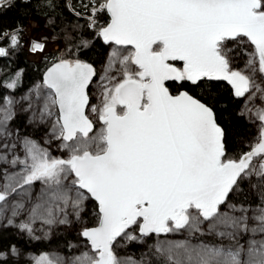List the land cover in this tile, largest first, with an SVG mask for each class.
<instances>
[{"label": "snow or ice", "instance_id": "6c2138e0", "mask_svg": "<svg viewBox=\"0 0 264 264\" xmlns=\"http://www.w3.org/2000/svg\"><path fill=\"white\" fill-rule=\"evenodd\" d=\"M61 7L86 25L62 33L27 94L0 96V264L23 254L3 243L9 228L39 240V223L48 238L93 201L95 226L78 232L84 250L68 242L73 254L41 252L27 264H264V0H81L84 11L69 0H0V58L27 32L4 22L7 11L23 8L55 30ZM50 39L30 37L28 51L45 53ZM96 42L108 48L99 74L80 58ZM245 42L253 51L234 67L232 45ZM23 71L0 86L14 92ZM220 81L244 100L237 115L256 123L247 150L244 140L229 150ZM20 115L24 128L45 129L41 139L14 124ZM54 141L65 156L52 154ZM177 233L184 238H160ZM131 244L146 251L118 255Z\"/></svg>", "mask_w": 264, "mask_h": 264}, {"label": "trees", "instance_id": "16d2710c", "mask_svg": "<svg viewBox=\"0 0 264 264\" xmlns=\"http://www.w3.org/2000/svg\"><path fill=\"white\" fill-rule=\"evenodd\" d=\"M81 0H73L74 7L77 11H84L81 7ZM61 0H57V3H60ZM23 8L20 11H17L13 8L10 11H7L6 15H4L3 19L6 24H23L26 25L30 22L29 29L33 31V28L39 25V30L35 32H43L45 35L50 37L51 33L45 27H43L42 17H36L35 15L29 16L25 18L23 13ZM57 15H59V20L57 21V27L55 30L49 28L53 37L56 39H61L63 41L62 33L71 29L74 25H86L87 21L84 18H78L74 16L71 12H68L66 8L61 7L57 10ZM106 19V16L103 14L100 15V22L103 23ZM77 31H83L86 35L89 33L87 29H78ZM58 46L56 47L57 51ZM108 48L104 46L100 42H96L94 46L90 49H82L81 59L88 60L89 62H93L95 67L97 68L99 74V68L103 66L104 60L107 56ZM53 54V53H52ZM51 53H43V54H31L27 52V49L23 43L21 49L17 50L12 56L8 58H0V77H3L5 74L14 73L18 69H23V77L22 82L19 87L13 92L12 90H8L0 86V96L5 94H14L19 95L23 93L26 89L30 88L37 81H42L43 73L46 67L49 65L48 60H41L45 55H52ZM28 55L31 59L41 60L39 62L32 61L28 58ZM245 65V62L241 60L238 63H234V67L242 68ZM97 78V77H95ZM218 86V92L214 93L218 98L216 100L217 104V115L220 118L221 122L224 123L229 131V150L230 152H235L241 150L240 141L246 140L247 138L256 134L257 128L256 123L251 122L247 116L241 118L237 115L243 107L244 100L243 99H235L232 96L231 87L225 82H215ZM91 93V91L89 90ZM91 95V94H90ZM92 101V97H91ZM14 123L16 125L22 126V130L25 132L28 131H40V127H27L24 128L23 125L26 123V116L20 115ZM242 150H247V147L244 145ZM95 202H91V205L88 208H92ZM88 218V217H87ZM89 221V220H88ZM90 222V221H89ZM89 225H92L90 222ZM79 227L73 225L72 227L59 226L53 231V234L46 239L35 240L32 238L26 237V234H21L19 232H12L7 230L4 232V240L3 243L6 245L8 243H16L17 246L23 247L26 250L36 249V250H48L55 246H61L67 249V243L73 241H80L82 237H78ZM156 237H152L147 240V244L151 245L155 242ZM146 251L145 245H136L131 244L128 246H120L117 248V253L120 255H125L127 253H134L139 255L140 252Z\"/></svg>", "mask_w": 264, "mask_h": 264}, {"label": "rangeland", "instance_id": "374dc122", "mask_svg": "<svg viewBox=\"0 0 264 264\" xmlns=\"http://www.w3.org/2000/svg\"><path fill=\"white\" fill-rule=\"evenodd\" d=\"M70 2V1H69ZM73 2V0H71V4H72V6L74 7V4L72 3ZM81 2V1H80ZM88 2V0H83V3H87ZM25 26V28L27 29V32L25 33V35H24V41H23V43H24V45H25V47H26V49H27V52H28V54H29V51H28V46H27V41H28V39L30 38V37H39V36H43V35H45L43 32H35V31H30V30H28L29 29V26H31L30 25V22H28L26 25H24ZM48 30H49V32L51 33V36L53 37V33H52V31L49 29V28H47ZM61 39H50L49 40V42H48V44H47V47H46V50H45V52L46 53H53V54H55L57 51H55L56 50V47L58 46V48H63V43H61ZM232 47L234 48V50H236V55H235V60H234V63H238V62H240L241 60H243L245 63H246V61H247V59L249 58V56H250V54L252 53V51H253V49H252V46L250 45V44H247L246 42L245 43H242V44H239V45H236V44H234V45H232ZM58 50V49H57ZM52 54V55H53ZM52 55H49L48 56V61H50L51 60V58H52ZM28 58L30 59V60H32V61H36V62H39V61H43V60H45L44 58H42L41 60H34V59H31L30 57H29V55H28ZM101 68H102V66L99 68V73H100V70H101ZM95 79H98V76H97V78H95ZM37 82H41V80L40 81H37ZM36 82V83H37ZM36 83H34L30 88H28V89H26L23 93H21V94H19V95H15V97L17 98V99H19L20 97H22V96H24L25 94H27L28 93V91H29V89H31ZM90 91H91V97H92V101H91V103H97L98 101H97V99H96V92H97V90H96V87H95V85L93 84V85H91L90 86ZM256 103H259V101H256ZM244 105V104H243ZM247 118L251 121V122H253L248 116H247ZM15 124V123H14ZM16 125V124H15ZM39 128V127H38ZM41 129H40V131H28V132H25V133H32V134H34V136H35V138L36 139H41V137L44 135V132H45V129L43 128V127H40ZM256 135V134H255ZM255 135H253V136H251V137H249V138H247L246 140H245V146L247 147V141L248 140H250L252 137H254ZM58 141H54L52 144H51V146H50V150H51V152H52V154L54 155V156H60V157H63V156H65V153L63 152V151H61V150H58V147H57V145H58ZM47 146V145H46ZM91 205V203H89V205H88V207ZM88 217V218H87ZM92 223V225H89V221ZM96 220H97V217H96V205L94 204L93 206H92V208L90 207V208H88V211H87V214L86 215H84L83 217H82V219L80 220V221H74L73 222V224L72 225H59V226H65V227H67V228H69V227H72L73 225H76V226H78L79 227V230H80V227H81V225L82 224H86L87 226H93V225H95V223H96ZM59 226H55L54 228H53V231L56 229V228H58ZM36 228H37V232H36V235L37 236H41V239L43 238V239H46V238H44L43 237V232L42 231H40L39 229L41 228V225L38 223L37 225H36ZM8 230H10V231H12V232H18L16 229H14V228H9ZM53 231H52V234H53ZM51 234V235H52ZM50 235V236H51ZM49 236V237H50ZM26 237H28V238H31V237H29L27 234H26ZM161 239H164V238H167V239H170V240H180V239H183L184 238V234H181V233H177V234H169L167 237H160ZM36 240V239H35ZM71 243H75V244H79L80 245V249L79 250H84V248H83V245L84 244H86V241H84L83 240V238H82V240H80V241H73V242H71ZM18 248L21 250V252L23 253L21 256H16V257H13L12 258V264H27V262L30 260V258H31V256L32 255H37V254H39V253H41V252H58V253H60L61 255H65V256H68V255H71V254H73L72 252H69V250L68 249H66V248H64V247H61V246H55V247H52V248H50V249H48V250H36V249H34V248H32V249H29V250H26V249H24L23 247H20V246H18ZM129 254H134V253H127V254H125V255H120V254H118V255H120V256H126V255H129Z\"/></svg>", "mask_w": 264, "mask_h": 264}, {"label": "water", "instance_id": "95a60500", "mask_svg": "<svg viewBox=\"0 0 264 264\" xmlns=\"http://www.w3.org/2000/svg\"><path fill=\"white\" fill-rule=\"evenodd\" d=\"M42 20H43V17H42ZM95 79V78H94ZM227 83V82H226ZM230 86V85H229ZM231 87V86H230ZM90 90V89H89ZM91 96V95H90ZM93 226H95V225H93ZM91 227V226H90Z\"/></svg>", "mask_w": 264, "mask_h": 264}, {"label": "built area", "instance_id": "2783aa9c", "mask_svg": "<svg viewBox=\"0 0 264 264\" xmlns=\"http://www.w3.org/2000/svg\"><path fill=\"white\" fill-rule=\"evenodd\" d=\"M71 2V0H69Z\"/></svg>", "mask_w": 264, "mask_h": 264}]
</instances>
